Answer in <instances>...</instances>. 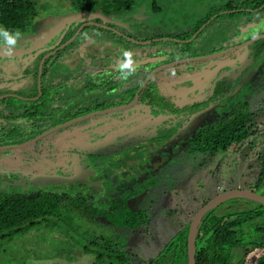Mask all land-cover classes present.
I'll return each instance as SVG.
<instances>
[{
  "label": "rangeland",
  "instance_id": "374dc122",
  "mask_svg": "<svg viewBox=\"0 0 264 264\" xmlns=\"http://www.w3.org/2000/svg\"><path fill=\"white\" fill-rule=\"evenodd\" d=\"M133 1L129 9L131 15L124 16L128 20L125 21L127 32L140 36V31L143 30V37H151L155 34L157 35L155 38L165 39L166 41L154 44L160 49L176 45L170 41L178 40L176 38L178 35L189 34L192 26L201 22L209 13L210 7L222 3V0ZM38 2L45 6L56 5L59 8L71 5V0H38ZM62 11L67 12V10ZM68 15L71 14L67 12L65 17L67 18ZM214 16L216 15L211 16L203 24L205 28L200 34L195 32L187 38L192 40L187 43L190 44L188 47L190 52L193 53L197 46L202 51H210V54L224 52L226 48L221 50V46L217 47V44L221 45V42L225 41L226 34L231 38L233 34H238L237 30H247V25H241L227 31L224 23L219 20L212 24L213 26H206L205 24L212 21ZM58 19L61 22L65 20L64 17ZM120 35L119 32L113 34V39L122 45L136 46L134 42L121 39ZM197 37L198 39H195ZM232 38H236V35ZM237 38L240 39L239 36ZM219 48L220 50L217 51L216 49ZM248 50L251 52L249 47ZM110 51L113 55H120L119 51H115V48L109 44L85 43L74 51L67 62L74 66L80 58L88 56L89 60L86 63L96 64L98 68H108L110 62L104 61L105 55L103 57L99 55ZM190 52H187L190 57H198ZM166 54L170 55L169 52ZM247 55L248 51L247 53L235 51L202 60L203 62L200 63L185 62L165 68L162 72L169 74L190 68L181 72L182 77L178 80L179 85L183 87L178 86L177 90L183 95L186 104L181 109V116L194 112L198 103L212 105L208 100L218 99L221 93L220 87L216 86V79L229 80L228 76L234 78L235 83H240L241 93L236 105L239 107L242 102H248L250 109L255 112L256 131L248 140L240 145H233L227 152L197 156L193 163L186 161L184 165L182 162L181 166L178 165L179 155L174 154L171 163L167 161L165 165L154 168L153 162L156 161L150 162L149 152L156 153L161 150L160 142L169 137L175 130L176 124H170L166 129L161 124L163 118L160 117L154 123L156 127L154 130L149 126L144 129L146 134L143 133L140 139L136 137L134 140H126L121 129H131L130 132L139 129L140 117L132 113L137 109L144 111L141 105L131 107L126 114L132 116L124 119L122 123L110 124L97 118L94 119L96 122L90 120L76 124L79 131L84 132L82 136L75 135L78 129L76 125H72L63 128L60 132H53L25 149L21 148V151L16 149L10 155H3L5 150H0V192L19 191L32 195L46 192L48 195L59 194L61 198L51 222L48 220L47 223L32 227L27 232L0 243V264H90L89 258L84 255L82 249L88 241L94 239L99 244L102 241H110L114 248L128 251L132 254L130 264H145L164 242L183 227L184 223L192 221L199 208L210 198L227 189H251L260 170L258 156L264 154V103L261 102L263 95L258 102L255 99L250 100V96L256 91L246 99L242 98L243 94L248 93L252 88L249 80L260 78L261 72L260 68L255 73H251L250 70L245 77L248 80L239 81L240 75L236 76V74L247 70L243 68ZM163 57L167 60L169 56L163 55ZM176 57L179 56L173 54L171 56L172 59ZM202 70L205 72L208 70L211 76L208 73L206 76L213 78L212 85L205 91H203L204 84L206 82L210 84L212 80L207 78L209 80L202 81L201 74L204 75V72L200 73ZM226 71L227 74L224 73ZM71 74L70 72L68 77ZM123 80L117 81L122 83ZM51 105L53 109V103ZM221 109L225 112V108L221 107ZM166 121L168 120L165 119ZM93 123L97 124L98 129L96 126L92 127ZM119 133L122 137L118 136ZM127 134L129 132H126V136ZM51 138L54 139L53 142ZM5 139L9 142L10 139L21 140L23 137L7 136ZM167 155L169 158L171 154ZM85 162L87 165L84 167ZM78 167L81 170H78ZM66 176L72 179L63 178ZM255 192L264 195V180ZM79 197L87 202L77 208L72 201ZM115 199L125 200L132 208L151 213L148 226H142L140 229L141 234H132L123 225L119 227L116 224L118 222L116 217L114 222L105 217L104 210H107L108 204H112ZM255 206H257L255 201L233 198L223 202L217 208L216 214H221L225 210L239 211ZM89 208H96L98 212L89 214L87 211Z\"/></svg>",
  "mask_w": 264,
  "mask_h": 264
},
{
  "label": "flooded vegetation",
  "instance_id": "af4514ba",
  "mask_svg": "<svg viewBox=\"0 0 264 264\" xmlns=\"http://www.w3.org/2000/svg\"><path fill=\"white\" fill-rule=\"evenodd\" d=\"M70 4L59 8L56 5L45 6L43 3L38 2L36 15L31 19L24 20L19 28H6L0 24V29L7 30L10 34L20 33L17 45L12 49L10 55L8 54L9 46L6 44V38L0 35V150H5L3 155H10L13 153L12 151H16V149L20 150V148L25 149L29 144H32L29 143L22 147L13 148L19 145V143H12L13 139L6 142L5 138L7 136L17 138L18 135H21L23 139L28 138L30 141L38 136L43 135L40 138L42 139L50 136L53 132L62 131L63 128L97 118L108 121L110 124H115L116 122L122 123L124 119L127 117L129 119L132 115H139V129L133 130L132 132H130L131 129H121L124 138L126 140H134V138L139 137L140 139L143 133L146 134L144 129L149 126L153 127V130L156 128L154 127V123L160 117L163 118L161 124L166 129L170 124L174 125L175 123V130H173L165 141L162 140L160 142L161 150L156 153L153 151L149 152L151 154L150 162L156 161L155 163L153 162V165L154 168H158V166L165 165L167 161L171 163L173 155L178 154L180 157L178 165L181 166L182 162H184L183 165L186 161H192L193 163L198 156L191 153L190 142L201 129L218 123L230 112L234 111L235 108L237 110V108L239 109L244 104H248V102L244 101L242 102L243 104L237 107L236 103L239 102V93H241V90H239L240 83H235L234 78L232 79L227 76L229 80L222 81L216 79V86L220 87L221 95L216 101L213 98L208 100L212 105L198 103L196 104L197 108H195L194 112L192 111L185 116H181V109L186 104L185 99H183L184 97H182L183 95L179 94L177 87H183V85H179L178 80L181 79L182 73L185 72L186 68L181 69L180 72L177 71L169 74H162V72L165 71V68L180 65L185 62L199 61L200 63L202 60L216 58L217 56H223L231 52L247 53L248 51V55L245 57L246 63L243 65V68H247V70L236 74V76L240 75V82L248 80L245 77L249 74L248 72L250 70L253 71L251 73H255L259 68L260 70L262 69V64L253 68V64L257 60L256 53L260 47L254 48L251 46L257 40L264 37L258 38L246 46H240L264 33L245 39L247 30L239 29L237 30L238 34H233V36L236 35V38L239 36L240 39L237 38L235 40L236 38H232L233 36L230 38L226 34L225 41L221 42V45L217 44V47L221 46V50L222 48H226V51L219 52L218 54H210V51H202L197 46L194 52L195 54L198 53L196 54L198 57H190L191 55L187 54L189 52L187 46L182 47L176 44L170 46L171 48L168 47L165 49L154 46L156 42L166 41L165 39L155 38V34L151 37H143V30H141L140 36L132 37V33H128V29L125 26V21L128 20L124 16L127 15L128 17L129 14H120L112 10L105 11L100 6H94L90 9L86 2L78 5L71 0ZM67 7H71L72 9H65ZM62 10H67L71 15H68L66 18L65 14L67 12L64 13ZM69 16H72V18ZM59 17L65 18L62 21L63 23L59 21ZM254 23H261V21H255ZM93 26L95 28H103L108 33L98 32ZM203 27L201 29L199 28L196 33L198 34ZM112 32L113 34L119 32L121 34L120 36L124 40L126 39L125 41L134 42L136 46L130 47L116 42L113 39ZM80 33H84L85 36L77 39ZM175 41L190 43L192 40L178 39ZM89 42L93 44H109L115 48V51L118 50V54L120 55H113L111 51L99 55L102 57L105 55L106 60L104 61L107 63L110 62L109 64L111 65L108 68H98L96 64L86 63L89 60L88 56L80 58L77 64L71 66L67 62L68 58L72 56L76 49ZM248 47L251 48V52L248 50ZM220 48L216 50L218 51ZM125 51L133 54V66L135 70L121 83L117 81L123 79L118 70V65L124 59L123 53ZM166 52H169L170 55L166 54ZM203 53L204 55L202 56ZM172 54L179 57L172 59ZM163 55H168V59L166 60ZM188 58H195V60L181 61ZM160 59L162 61L158 62ZM204 68L205 66L202 69ZM206 71L202 70L200 72H204V75L201 74L202 81L209 79L212 81H210V84L208 82L204 84L205 89L203 91L207 90L213 82V78H210L209 71ZM70 72L72 74L68 77ZM207 73L210 76H206ZM224 73L227 74L228 71ZM113 76L114 79H112ZM249 81L252 83V88L248 93H244L242 98L246 99L256 91L254 95L250 96V100L255 99L258 102L260 96L263 95L261 99L263 104L264 86L261 87V78L257 77L256 80L250 79ZM258 81L259 83H257ZM132 89L136 90L134 96L124 103L117 104L123 96L126 98ZM257 93L258 95L256 96ZM104 102L108 103V105L102 106ZM36 104L41 105L39 111H37ZM90 104H94V106L101 105L102 107L79 114L82 108ZM135 105H141L140 107L144 108V111H148L141 112V110L137 109L131 116H128L126 113ZM121 106L126 107L116 109ZM221 107L223 109L225 108V112H223ZM250 110L253 113L254 110ZM107 116L110 118L105 119L104 117ZM74 119H77L74 123L67 126H60L56 130L50 131L52 128ZM113 119H116V121L114 120V122ZM165 119L168 121L165 122ZM53 121L60 122L52 125ZM94 126L97 127V124L93 123L92 127ZM77 129L75 135L82 136L84 132L79 131L78 126ZM126 132H129L127 136ZM152 135L153 133L150 134V136ZM118 136L122 137V134L119 133ZM151 147L153 148V146ZM168 150L170 152H167ZM168 153L171 154L169 158H167ZM86 165L87 162H85L84 167ZM77 169L81 170L80 167ZM155 170L159 171L158 169ZM148 214L151 220V213ZM190 222L184 223L183 227L179 230L184 228L186 224H190ZM140 229H142V226L134 229L127 228L132 234H141L142 231ZM162 246L153 257L158 254ZM129 255L132 260V254L129 253Z\"/></svg>",
  "mask_w": 264,
  "mask_h": 264
},
{
  "label": "trees",
  "instance_id": "16d2710c",
  "mask_svg": "<svg viewBox=\"0 0 264 264\" xmlns=\"http://www.w3.org/2000/svg\"><path fill=\"white\" fill-rule=\"evenodd\" d=\"M73 1L78 5L86 2L90 9L94 6H100L105 11L112 10L120 14H129V16L131 15L129 9L134 3L133 0ZM37 3L38 0H0V24L6 28H19L24 20L31 19L36 15ZM209 9V13L204 16L203 20L192 26L189 34L178 35L176 38L186 40L190 35L197 32L213 15L216 16L206 26H213L212 24L218 20L224 23L227 31L241 25H247V36L245 39L264 33V0H222V3ZM259 20L261 23H254ZM93 28L95 27L93 26ZM95 29L98 32L108 33L103 28ZM131 33L133 34V32ZM96 34L98 35V33ZM111 34L113 35V32ZM84 36V33H80L77 39H81ZM156 36L154 35V37ZM119 37L123 39L122 36ZM132 37L137 36L133 35ZM170 43L181 45L182 47L190 46L186 42L170 41ZM251 47H260L256 53L257 60L253 64V68L262 64L260 72L262 87L264 86V38L257 40ZM192 54H195V52ZM135 91V89H132L130 94L126 98L123 96L117 104L130 100L134 96ZM103 105H108V103L104 102ZM102 106L90 104L82 108L79 114ZM36 107L37 111L41 109L39 104H36ZM249 107L250 105L244 104L239 109L230 112L218 123L201 129L190 142L191 153L202 157L224 153L233 145H240L248 140L256 131L255 112L252 113ZM59 122L53 121L52 125ZM25 140H28V138L16 139L12 143H20ZM258 160L260 170L255 182L252 184L251 190L253 191H256L264 180V154L259 155ZM60 201V195L55 193L48 195L45 192L41 195H32L19 191L0 192V243L11 240L16 235L23 234L32 227L47 223L48 220L51 222L52 215L59 207ZM85 202L87 201L79 197L74 199L72 204L78 208ZM111 203L108 204L107 210H104V215L111 222H114L116 217L118 219L116 224L119 227L123 225L126 228L134 229L147 226L150 221L146 210L132 208L125 200L115 199ZM256 204L257 206L250 209L239 211L225 210L221 214H216L220 204L205 213L201 219L195 241V264H264V205L259 202H256ZM97 210L96 208H89L87 211L90 214ZM188 229L189 224H186L184 228L176 232L163 244L155 257L149 258L145 264H187L186 240ZM95 240L88 241L82 249L84 255L89 258L90 264L131 263V257L128 252L114 248L110 241H102L99 244Z\"/></svg>",
  "mask_w": 264,
  "mask_h": 264
},
{
  "label": "water",
  "instance_id": "95a60500",
  "mask_svg": "<svg viewBox=\"0 0 264 264\" xmlns=\"http://www.w3.org/2000/svg\"><path fill=\"white\" fill-rule=\"evenodd\" d=\"M261 37H264V34L251 39L250 41L246 42L245 44L241 45L240 47L246 46V45L250 44L251 42H253V41H255ZM188 60L189 61L195 60V58H188V59H184L181 61L183 62V61H188ZM129 105H131V104H129ZM125 107L126 106H121V107H117L116 109H121V108H125ZM75 120H77V119H74V120L68 121L66 123H63L59 126H56V127L52 128L50 131L56 130L60 126H67L71 123H74ZM43 134H45V133H43ZM41 136H43V135H41ZM41 136H38V137H36L30 141H27L25 143L16 145L13 148H18V147L25 146L26 144L33 143V142L37 141L38 139H40ZM63 178L72 179V178L67 177V176L63 177ZM233 198H243V199H247V200H252V201H256V202H259V203L264 205V195L260 194L258 192H255L251 189H247V188L227 189V190H224V191L220 192L219 194L213 196L208 201H206L199 208V210L196 212L194 218L192 219V221L189 224V229H188V233H187V240H186L187 241V261H188L187 264H195V253H196L195 241H196V237H197L198 230H199V225L201 223V219H202L203 215L205 213L213 210L214 208L218 207L223 202H225L229 199H233Z\"/></svg>",
  "mask_w": 264,
  "mask_h": 264
},
{
  "label": "clouds",
  "instance_id": "9594fccd",
  "mask_svg": "<svg viewBox=\"0 0 264 264\" xmlns=\"http://www.w3.org/2000/svg\"><path fill=\"white\" fill-rule=\"evenodd\" d=\"M0 35L4 36L6 38V44L8 47V54L10 55L12 52V49L17 45V40L20 37V33L17 32L14 35L10 34L7 30L0 29ZM124 59L122 62L118 65V70L122 76L123 79H127L133 72H134V66H133V54L129 51H125L123 53Z\"/></svg>",
  "mask_w": 264,
  "mask_h": 264
},
{
  "label": "crops",
  "instance_id": "0c3cea01",
  "mask_svg": "<svg viewBox=\"0 0 264 264\" xmlns=\"http://www.w3.org/2000/svg\"><path fill=\"white\" fill-rule=\"evenodd\" d=\"M51 140H52V142L54 141V139L53 138H51ZM38 141V140H37ZM36 142V141H35ZM35 142H33V143H35ZM30 145V144H29ZM46 145H47V141H46ZM22 149L20 148V151H21Z\"/></svg>",
  "mask_w": 264,
  "mask_h": 264
}]
</instances>
